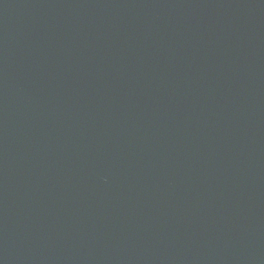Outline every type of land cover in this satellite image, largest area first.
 <instances>
[{"label":"water","instance_id":"obj_1","mask_svg":"<svg viewBox=\"0 0 264 264\" xmlns=\"http://www.w3.org/2000/svg\"><path fill=\"white\" fill-rule=\"evenodd\" d=\"M0 264H264V0H0Z\"/></svg>","mask_w":264,"mask_h":264}]
</instances>
